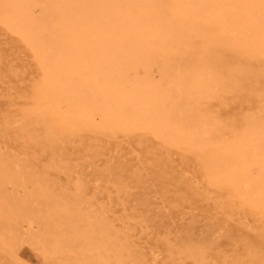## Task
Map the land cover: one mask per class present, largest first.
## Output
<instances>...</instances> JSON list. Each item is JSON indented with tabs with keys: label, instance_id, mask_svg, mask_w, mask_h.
<instances>
[{
	"label": "bare ground",
	"instance_id": "6f19581e",
	"mask_svg": "<svg viewBox=\"0 0 264 264\" xmlns=\"http://www.w3.org/2000/svg\"><path fill=\"white\" fill-rule=\"evenodd\" d=\"M0 48L30 74L22 135L66 178L0 153V264L22 241L41 264H149L78 198L128 203L147 177L238 233L216 255L168 238L165 264H264V0H0Z\"/></svg>",
	"mask_w": 264,
	"mask_h": 264
},
{
	"label": "rangeland",
	"instance_id": "374dc122",
	"mask_svg": "<svg viewBox=\"0 0 264 264\" xmlns=\"http://www.w3.org/2000/svg\"><path fill=\"white\" fill-rule=\"evenodd\" d=\"M232 65L235 71L242 70L236 64L232 63ZM158 68L156 65L152 66L149 75L154 81L164 83ZM144 71L140 70V73L146 76ZM30 80V74L25 71L23 64L17 61L8 49L0 48V146L4 147L0 149V153L12 161H20L22 166L35 174L34 177L39 174L50 183L62 188V184L66 181L65 176L52 171L47 154H44L39 146H35L28 136L25 137L21 132V126L25 123L22 111L27 104ZM170 182L169 179L163 178L160 187H156L152 179L147 177L144 184L136 188L134 191L136 196L130 198L128 203L113 199L111 206L108 205V198L99 201L87 193L79 194L78 198L86 205L103 210L116 229L127 235L132 251L134 248L133 254L144 255L149 264H165L168 238L178 246L193 245L189 242L198 244L208 240L212 246L215 245L212 255L226 252L229 244L238 237V233L229 225L223 224L217 216L209 213L201 202L189 201L179 207V210L171 208V202L168 200L163 204V198L158 193L163 187L172 189L169 186ZM7 193L10 194L11 191ZM70 193L74 196L73 191ZM19 196L23 197L24 194L21 193ZM126 197L128 195H125ZM168 197L169 194L166 193L164 198L168 199ZM125 209H132L131 211L138 217L137 221L128 223L131 225L125 224V216L128 214ZM140 221L141 223L137 224ZM146 227L148 230L144 232ZM16 249L22 264H41L38 252L27 242H19Z\"/></svg>",
	"mask_w": 264,
	"mask_h": 264
}]
</instances>
